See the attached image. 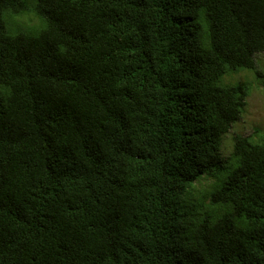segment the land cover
Listing matches in <instances>:
<instances>
[{"label": "trees", "instance_id": "16d2710c", "mask_svg": "<svg viewBox=\"0 0 264 264\" xmlns=\"http://www.w3.org/2000/svg\"><path fill=\"white\" fill-rule=\"evenodd\" d=\"M259 55L264 0H0V264H264V131L220 84Z\"/></svg>", "mask_w": 264, "mask_h": 264}, {"label": "rangeland", "instance_id": "374dc122", "mask_svg": "<svg viewBox=\"0 0 264 264\" xmlns=\"http://www.w3.org/2000/svg\"><path fill=\"white\" fill-rule=\"evenodd\" d=\"M30 17V21H29ZM21 22H30L36 23V19L32 15H22L19 19ZM260 65L264 66V56L259 55L257 57ZM264 70V68H262ZM245 81H250L252 83L251 91L247 100V105L245 111L242 113V117L239 121L234 122L233 126L239 132H242L246 135L252 134L254 132L253 127H259L261 131H264V89L262 86L258 85L259 83L255 81L253 73L249 71H240L235 73L225 74L221 81V85H226L225 83L234 84L242 83ZM225 82V83H224ZM233 131L226 133L223 139L228 140L232 135ZM212 180L209 178H202L200 182H196V185H207ZM199 199L198 194H191L190 202L194 203Z\"/></svg>", "mask_w": 264, "mask_h": 264}, {"label": "clouds", "instance_id": "9594fccd", "mask_svg": "<svg viewBox=\"0 0 264 264\" xmlns=\"http://www.w3.org/2000/svg\"><path fill=\"white\" fill-rule=\"evenodd\" d=\"M250 94V93H249ZM249 97V96H248ZM247 100H248V98H247ZM243 115V114H242ZM242 115H241V117H242Z\"/></svg>", "mask_w": 264, "mask_h": 264}]
</instances>
